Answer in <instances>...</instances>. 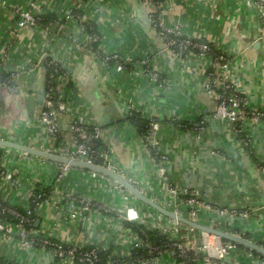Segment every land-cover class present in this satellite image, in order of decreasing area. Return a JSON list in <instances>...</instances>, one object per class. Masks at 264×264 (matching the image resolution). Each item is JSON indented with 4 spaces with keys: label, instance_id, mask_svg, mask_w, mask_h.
<instances>
[{
    "label": "crops",
    "instance_id": "0c3cea01",
    "mask_svg": "<svg viewBox=\"0 0 264 264\" xmlns=\"http://www.w3.org/2000/svg\"><path fill=\"white\" fill-rule=\"evenodd\" d=\"M33 2L39 4L42 15H53L55 21L20 28L17 12ZM175 7L185 32H206L226 51L224 72L247 97L249 106L264 107V42L255 46L261 24L250 0H212L211 4L176 0ZM165 8L170 15L167 5ZM74 11L82 21L73 16ZM83 21L97 24L100 42L96 53L88 48L90 33ZM164 47L141 0H0V70L12 77L11 84L0 82V139L51 148L41 120V95L48 74L45 60L52 56L67 72L63 82L66 110L59 116L67 141L73 117L99 125L103 145L117 169L144 193L185 215L187 202L179 204L180 210L169 204L170 187L197 189L203 199L221 207L249 209L246 218L205 212L199 220L216 226L212 218L223 221L229 231L245 230L254 240L264 241V119L242 120L240 133L251 146L245 150L227 122L208 120L214 119L216 110V101L202 84L208 60L192 59L198 72L191 73ZM104 51L121 52L130 61L119 71L115 61L104 60ZM157 69L161 80L154 82L150 72ZM136 114L158 123L159 163L130 118ZM204 120V128L197 129ZM1 153L16 171L17 184L12 189L0 184V194L9 202L25 205L36 186L54 185L36 221L38 233L54 240L114 246L115 253L126 256L133 245L142 243L125 226L119 209L133 201L141 221L159 225L172 219L137 200L114 179L94 176L92 170L71 167L64 180L57 182L59 162L11 148ZM55 191L75 197L78 204L54 205L58 195H51ZM80 199L92 205L81 215ZM198 241L202 244V237ZM171 252H163L154 264H177ZM0 255L19 264H79L57 257L47 248H27L17 235L8 237L1 232ZM262 259L238 252L232 262L263 264Z\"/></svg>",
    "mask_w": 264,
    "mask_h": 264
},
{
    "label": "built area",
    "instance_id": "2783aa9c",
    "mask_svg": "<svg viewBox=\"0 0 264 264\" xmlns=\"http://www.w3.org/2000/svg\"><path fill=\"white\" fill-rule=\"evenodd\" d=\"M143 5L147 7L148 16L151 22L157 28L158 34L164 43V49L169 51L176 59H178L191 73H197L198 70L191 65L192 59H198L204 57L208 60V67L203 79V87L206 93L216 101V110L214 113V119L227 122L231 129L235 133L241 132V128L237 126L238 121H242L246 118H252L254 120L264 119V107L252 108L248 104L247 97H243V93L239 90L238 86L229 78L230 76L224 72V67L228 61V54L223 50L219 43L214 41L213 37L206 34L197 33L188 34L184 31L181 23L178 20V14L176 13V0H141ZM181 3H186L188 0H178ZM207 4H211L212 0H197ZM251 6H254L258 13V17L261 24V30L259 37L264 42V3L260 0H250ZM165 5L168 6L171 11L170 18L168 17ZM19 15L18 26L20 28L27 27L29 25L39 24L43 19V16L39 11V4L33 2L28 9L18 11ZM73 16L82 21L81 15L77 12H73ZM71 17V16H68ZM177 17V19H176ZM173 18V19H171ZM98 38L97 34L90 33L88 35V45L92 46L94 41ZM214 42V43H213ZM94 45V44H93ZM97 48L94 46V51ZM102 56L105 61H115L116 69L122 71L126 68V62L130 61L129 56L123 55L121 52H102ZM148 60H144L143 63H147ZM150 77L154 82L161 80V72L159 69L150 72ZM66 81L64 77L59 86V99L55 98V94L50 89L45 98V109H42L41 120L46 127V133L51 141V148L49 151L58 153L70 158H76L88 162H94L105 165L106 167L117 171L125 176L123 171H119L116 167L115 161L112 158V154L104 145H100L99 141L102 139V128L94 123L87 122L82 118L73 117L71 120L70 131L68 141L57 145L55 137L60 132L59 116L66 110V104L63 98V85ZM163 83V81H162ZM160 83V85H162ZM163 86V85H162ZM130 107V115L134 113ZM204 122L197 125V129L204 128ZM158 123L151 120L149 122V129L146 133L142 134L143 140L147 145L149 151L157 147L159 149V142L157 141L156 129ZM6 149V148H3ZM8 149V148H7ZM0 184L2 183L7 188H13L17 184L15 175L16 171L13 167L9 166L8 160L5 155L0 156ZM73 166L60 163V172L57 176V182H62L65 178L66 172ZM94 176L102 177L109 181L112 180L106 174L93 171ZM119 185V183H116ZM173 194V199L170 200L173 204L181 203L183 195H188L187 200V216L196 219L198 221L200 214L202 213H217L219 210L214 209L213 205L204 200L202 193L197 189L185 188L178 190L172 187L169 190ZM128 192V191H127ZM32 194V191L29 195ZM58 195L57 200H54V205H59L65 202L67 205L73 206L78 204L75 197H67L63 195L61 191H55L51 196ZM1 195V194H0ZM6 198L0 197V232L8 237L17 235L22 244L27 248H37L34 243L33 236L38 235V231L31 227L29 218L23 215L18 208L26 209L28 213H31L28 205L24 204H7L3 201ZM7 200V199H6ZM50 199H41L38 202V207L41 209ZM69 200L72 202L70 203ZM82 206H79L78 210L81 213H85L91 209V203L86 199H80ZM225 212L224 210H222ZM9 212L11 216H15L18 220L3 217V214ZM121 215H124L125 220H140L141 215L133 201L126 205L125 209H119ZM75 213H73L74 216ZM164 232L168 233L169 238L173 240L176 249L172 250L171 254L185 258L191 251L195 253H201L200 258L196 261L197 264H225L224 259L227 256L233 258L237 256V253L247 252L252 257H259V255L253 253L251 250H245V248L239 246L236 243H224L217 236L214 243H209L205 239V233H202L201 247L198 245L199 232L196 229H192L182 224L181 222L170 219L166 223L159 224ZM211 235V234H210ZM47 237V236H46ZM51 237H47L43 240L44 245H54L56 247L55 254L60 258L74 260L77 257V251L79 245L71 244L67 250L63 249V243L55 242L51 240ZM214 248L215 252L212 254L211 249ZM95 255V249L91 252L85 253L80 259L84 261H91L92 256ZM236 255V256H235ZM234 263V262H232ZM264 264V259H262ZM126 264V263H125ZM143 264H150L149 261L143 262ZM177 264H184V262H178ZM237 264V263H236ZM242 264V263H241ZM245 264V263H243Z\"/></svg>",
    "mask_w": 264,
    "mask_h": 264
},
{
    "label": "trees",
    "instance_id": "16d2710c",
    "mask_svg": "<svg viewBox=\"0 0 264 264\" xmlns=\"http://www.w3.org/2000/svg\"><path fill=\"white\" fill-rule=\"evenodd\" d=\"M55 19L56 17L53 15L43 16V19L40 21V23L43 25H49L52 22H54ZM83 25L86 31L92 34H97L98 36L99 32H98L97 24L91 21H83ZM99 42L100 40L99 38H97L93 43L97 49H99ZM45 61H46L45 66L47 68L48 74H47V80L45 83V87L41 95V99L43 103L42 109H45V98H46V94L49 92L50 89L55 94V98L57 100L59 99V93H58L59 89L58 88L60 86V82L63 81L65 75L67 74L65 68H63L62 65L52 56H48ZM11 78L12 77L10 73L0 70V82L1 83L11 84L12 83ZM69 85L73 86L72 83H70ZM243 97H246V96L243 95ZM130 118L136 125L139 132L146 133L148 131L149 122H150L148 121V119H145L140 114L132 115ZM236 124L239 128H241L242 121H238ZM66 137L67 135L60 127V132L54 139L57 142V145H60L61 143L67 141ZM238 137L243 143V148L247 151L250 150L251 146L249 145L246 136L243 135V133L239 132ZM99 144L103 145V140L99 141ZM1 151L2 149H0V152ZM152 155L154 156V158L156 159L158 163L161 161V157H160L161 151L157 147L152 149ZM53 186H54L53 184L47 185V186H43V185L36 186V188L32 191V194L29 195L28 201L26 203V205H28V207L30 208L31 213H28L26 209L18 208L19 211L23 215L29 218V223L31 227L34 229H37L36 221H37V218L39 217L40 209L38 207V202L41 199H46L49 196L51 190L53 189ZM188 198H189L188 195H183L182 204L186 203ZM3 201L7 204H10V202L6 199L5 200L3 199ZM213 205L221 209L225 208V207H221L215 204ZM237 209L241 210V211H238L239 214L240 212L243 211V209H239V208ZM10 216L11 215L9 214V212H6L3 214V217L10 218ZM11 217L13 220H16V221L18 220V218L15 217L14 215ZM125 226L131 228L132 232L135 233L139 237L142 243L140 245L139 244L133 245L131 254L126 255V256L118 255L114 251V246H110L107 248H101L95 245H87V246L79 247L77 251V257L74 260L78 262L79 264H125V263L126 264H138V263H143L145 261H149L150 264H154L156 259L163 252L176 249V246H174L173 244L174 241L169 238L168 233L164 232V230L162 229L160 225H154V224L152 225L149 222H144L141 220H126ZM244 235L246 237L252 238V235L248 233ZM33 238L35 241L34 245L37 248H47V249L52 250L55 254L56 247L54 245H44L43 244V240L47 238L45 235L38 233V235L33 236ZM51 240L55 242L63 243L64 250H67L68 247L71 245L70 243H66L63 241L54 240V239H51ZM221 240L224 243H229V242L231 243V241H228L225 239H221ZM261 244L264 245V242H261ZM198 246L200 247L201 244L199 243ZM241 247L246 248L244 246H241ZM94 249H95V255L92 256V262L84 261L80 259V257H82L85 253L91 252ZM251 251L264 259V257L260 255L259 253H257L256 251H253V250ZM200 254L201 253L198 254V253H195L194 251H191L187 257L183 258L179 256V253H177L176 258L178 262L182 261L184 262V264H197L196 261L200 258ZM0 264H19V263L15 260H10L0 255ZM232 264H236V263H232Z\"/></svg>",
    "mask_w": 264,
    "mask_h": 264
},
{
    "label": "water",
    "instance_id": "95a60500",
    "mask_svg": "<svg viewBox=\"0 0 264 264\" xmlns=\"http://www.w3.org/2000/svg\"><path fill=\"white\" fill-rule=\"evenodd\" d=\"M264 3V0H260ZM259 37V36H258ZM256 37V47H261L263 41ZM210 123H214L215 119L208 118ZM0 148H11L19 151H23L25 153L31 154L33 156L46 158L52 161H56L62 164H67L73 167H79L83 169L97 171L103 174H106L110 178L114 179L116 183L122 185L131 195H133L137 200L145 203L146 205L150 206L154 210L160 212L161 214L170 217L172 219L178 220L182 224L186 225L189 228L199 230L201 232L207 234H213L220 239H225L231 242H234L240 246H244L247 249L256 251L260 255L264 257V245L253 240L245 235L237 234L233 231H229L218 227L216 225L206 224L196 219H193L185 214L175 211L162 203L156 201L146 193H144L137 185L131 182L122 174L118 173L117 171L106 167L105 165L88 162L84 160H79L76 158H70L58 153H54L49 150L41 149L38 147H34L31 145L23 144L21 142L8 140V139H0ZM233 150V149H232ZM225 264H232V257L227 256L225 259Z\"/></svg>",
    "mask_w": 264,
    "mask_h": 264
},
{
    "label": "rangeland",
    "instance_id": "374dc122",
    "mask_svg": "<svg viewBox=\"0 0 264 264\" xmlns=\"http://www.w3.org/2000/svg\"><path fill=\"white\" fill-rule=\"evenodd\" d=\"M189 2L191 1V0H188ZM142 2V1H141ZM169 18H170V15L168 16ZM179 22L181 23V25H182V22L179 20ZM182 27H183V25H182ZM202 34H206V32H203ZM198 35H200V34H198ZM214 43V42H213ZM88 48H89V50H91V51H93V52H98L99 51V49H97L96 51H94V45L92 44V46L91 47H89V45H88ZM0 149H3V148H0ZM3 154L0 152V156H2ZM161 156V155H160ZM126 177V176H125ZM128 178V177H127ZM129 180H131L132 181V179H129ZM133 182V181H132ZM120 185V184H119ZM122 186V185H121ZM123 187V186H122ZM124 188V187H123ZM170 188H172V187H170ZM125 189V188H124ZM126 190V189H125ZM127 193H129V192H127ZM130 194V193H129ZM173 199V194L170 192V200H172ZM205 200V199H204ZM187 202V201H186ZM171 206H175V207H177L179 210H180V207H179V204L181 205L182 204V202L181 203H177V204H173L171 201H170V203H169ZM213 205V204H212ZM214 206V205H213ZM214 209H216V210H219L220 211V213H226V214H229V215H231V214H236V215H240V216H243V217H245L246 218V216H248L249 214H250V210L249 209H243V211L242 212H240V214L238 213V211H241V210H238V209H231V208H227V207H225L224 209H221V208H218V207H216V206H214L213 207ZM173 209V208H172ZM187 210H188V208H187ZM222 210H224L225 212H223ZM186 213H188V212H186ZM246 215H245V214ZM211 223H216L217 224V226H219V227H224L225 225H226V229L227 230H231V228L227 225V224H222L223 223V221L221 222V221H219V222H216V220L215 219H211ZM228 222H230V220H227ZM233 232H235V233H237V234H241V235H244V234H250L249 232H247V231H245V230H238V229H236L235 231H233ZM198 235V237H200L201 238V235L203 236V234L202 233H199V234H197ZM251 235V234H250ZM205 239L209 242V243H214V241H218V240H216V237L213 235V234H211V235H205ZM252 239V238H251ZM254 240V239H253ZM257 241V240H256ZM199 242V241H198ZM257 242H259V243H261V242H264V241H257ZM242 263V262H241ZM243 264V263H242Z\"/></svg>",
    "mask_w": 264,
    "mask_h": 264
},
{
    "label": "bare ground",
    "instance_id": "6f19581e",
    "mask_svg": "<svg viewBox=\"0 0 264 264\" xmlns=\"http://www.w3.org/2000/svg\"><path fill=\"white\" fill-rule=\"evenodd\" d=\"M178 221V220H177ZM199 231V230H198ZM201 232V231H200ZM202 233H204V232H202ZM207 234V233H206ZM234 243V242H233ZM240 246V245H239Z\"/></svg>",
    "mask_w": 264,
    "mask_h": 264
}]
</instances>
